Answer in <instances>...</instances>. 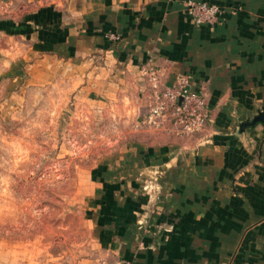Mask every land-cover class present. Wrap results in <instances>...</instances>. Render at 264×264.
I'll return each mask as SVG.
<instances>
[{
	"label": "crops",
	"instance_id": "crops-1",
	"mask_svg": "<svg viewBox=\"0 0 264 264\" xmlns=\"http://www.w3.org/2000/svg\"><path fill=\"white\" fill-rule=\"evenodd\" d=\"M0 1L11 7L0 35L27 43L50 82L96 98L102 83L122 85L140 115L151 63L207 98L201 131L179 136L137 115L92 170L86 264H264V124L242 127L264 112V0H196L240 9L214 26L194 24L187 0Z\"/></svg>",
	"mask_w": 264,
	"mask_h": 264
},
{
	"label": "rangeland",
	"instance_id": "rangeland-1",
	"mask_svg": "<svg viewBox=\"0 0 264 264\" xmlns=\"http://www.w3.org/2000/svg\"><path fill=\"white\" fill-rule=\"evenodd\" d=\"M8 6L0 1V16ZM36 57L27 43L0 35V264H86L95 252L91 172L138 114L122 85L109 92L102 83L98 98L76 93L59 75L50 82L53 72L45 79Z\"/></svg>",
	"mask_w": 264,
	"mask_h": 264
},
{
	"label": "built area",
	"instance_id": "built-area-1",
	"mask_svg": "<svg viewBox=\"0 0 264 264\" xmlns=\"http://www.w3.org/2000/svg\"><path fill=\"white\" fill-rule=\"evenodd\" d=\"M239 10L209 1H186V13L196 25H217ZM112 38L117 36L112 35ZM142 72L149 86L148 111L140 121L142 125L157 128L169 125L179 136L193 135L205 127L210 115L207 98L201 89H193L186 77L171 84L164 83L158 67L151 63L143 66Z\"/></svg>",
	"mask_w": 264,
	"mask_h": 264
},
{
	"label": "water",
	"instance_id": "water-1",
	"mask_svg": "<svg viewBox=\"0 0 264 264\" xmlns=\"http://www.w3.org/2000/svg\"><path fill=\"white\" fill-rule=\"evenodd\" d=\"M257 122H262L264 124V112L260 111L253 119L245 120L242 122V127L247 125H253Z\"/></svg>",
	"mask_w": 264,
	"mask_h": 264
}]
</instances>
